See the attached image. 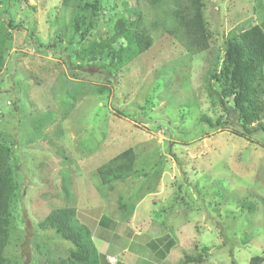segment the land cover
I'll return each instance as SVG.
<instances>
[{
	"label": "rangeland",
	"instance_id": "obj_1",
	"mask_svg": "<svg viewBox=\"0 0 264 264\" xmlns=\"http://www.w3.org/2000/svg\"><path fill=\"white\" fill-rule=\"evenodd\" d=\"M64 1L0 0V133L15 143L21 193L5 250L10 264L67 261L73 245L40 228L64 207L75 209L101 264L109 257L111 264H182L204 247V264H260L251 260L264 257V133L211 129L201 117H225L216 97L212 105L208 71L230 31L264 26V0H204L210 48L203 53L190 54L148 24L149 50L110 66L89 62L82 50L110 36L127 13L113 11L122 0L106 1L85 40L77 27L87 17L77 0ZM129 2L146 11L144 2ZM32 31L42 44L26 36ZM129 149L133 170L102 184L98 170ZM167 238L172 247L160 257Z\"/></svg>",
	"mask_w": 264,
	"mask_h": 264
},
{
	"label": "trees",
	"instance_id": "obj_2",
	"mask_svg": "<svg viewBox=\"0 0 264 264\" xmlns=\"http://www.w3.org/2000/svg\"><path fill=\"white\" fill-rule=\"evenodd\" d=\"M106 1L77 0L75 8L87 17L82 27H77L80 33L79 40H85L101 22L100 18L107 12ZM109 1L112 4L114 1L115 4L116 0ZM70 2L71 0H65L64 4L71 7ZM138 2L139 5L142 2L146 4V11L142 9L140 13L130 9L129 0H122V7L112 6L113 11L119 7L127 13L125 15L121 13L120 19L114 24L110 36L105 41L96 42L95 47L82 50L84 58L89 62L110 66L120 61V57L127 53H131L132 57L143 55L153 44L148 24L155 29H163L181 41L185 50L192 55L209 50L204 0H138ZM148 15L151 22L146 20ZM26 36L40 42L35 31L27 33ZM35 36L37 38H34ZM225 40L223 56H218L215 69L212 68L207 75L210 96L213 101V97L218 99L225 111V117L220 116L215 122L205 116L201 117V122L208 123L211 129L233 127L236 129L235 132L232 131L233 133H242L244 136L264 133V26L253 24L244 30L234 29L226 35ZM213 83L220 86V92L217 93L213 89ZM212 105L215 106V101ZM10 139L11 137L8 140L0 133V264H10L5 250L11 236L13 204L21 195L14 171L18 169L12 151L15 143ZM136 159L135 152L129 149L102 166L98 170L102 184L107 185L112 181L126 178L133 170ZM40 228L54 230L57 235L73 245L64 264H101L102 256L91 240L89 232L76 222L75 209L64 207L52 211L40 224ZM162 242L165 249L159 251L160 257H163L164 251L172 247L171 240ZM156 243L152 240L147 243V247L155 251L159 248ZM209 251V247H204L193 255H185L182 264H204L209 257ZM251 261L262 264L264 257H255Z\"/></svg>",
	"mask_w": 264,
	"mask_h": 264
},
{
	"label": "crops",
	"instance_id": "obj_3",
	"mask_svg": "<svg viewBox=\"0 0 264 264\" xmlns=\"http://www.w3.org/2000/svg\"><path fill=\"white\" fill-rule=\"evenodd\" d=\"M102 220H103V219H102ZM102 220H100L99 222H97V226H98L99 228H100L101 226L104 225ZM101 234L103 235V234H105V233H102V232H101ZM105 235H106V234H105ZM96 248H97V247H96ZM97 250H98V248H97ZM98 252H99V250H98ZM99 254H100V252H99ZM100 255H102V254H100ZM106 259H107V258H106ZM110 261L113 262V263L116 262L115 259H114L113 257H109L108 264H111Z\"/></svg>",
	"mask_w": 264,
	"mask_h": 264
}]
</instances>
